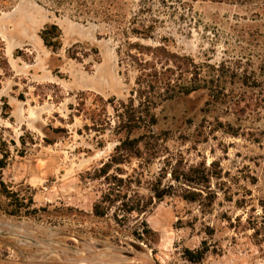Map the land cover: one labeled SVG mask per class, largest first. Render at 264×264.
<instances>
[{"label": "rangeland", "instance_id": "rangeland-1", "mask_svg": "<svg viewBox=\"0 0 264 264\" xmlns=\"http://www.w3.org/2000/svg\"><path fill=\"white\" fill-rule=\"evenodd\" d=\"M0 1V158L8 154L0 177L38 210L12 216L0 196V264H264L253 230L264 218V0H101L118 14L109 23L38 0ZM132 22L154 31L148 39L129 31V41L165 45L187 59L193 80L223 64L235 72L218 102L204 90L157 110L160 156L127 158L110 173L130 177V195L149 203L119 224L116 209L100 218L94 205L109 189L98 171L125 138L115 107L137 77L120 54ZM52 25L57 51L41 35ZM169 161L215 164L222 178L212 180L211 209L181 197L188 187L165 174ZM156 184L173 194L157 198ZM187 251L204 259L192 263Z\"/></svg>", "mask_w": 264, "mask_h": 264}, {"label": "trees", "instance_id": "trees-1", "mask_svg": "<svg viewBox=\"0 0 264 264\" xmlns=\"http://www.w3.org/2000/svg\"><path fill=\"white\" fill-rule=\"evenodd\" d=\"M49 4L52 9L56 11L72 10L75 17L78 19L98 20L103 23H109L118 16L112 10L113 3L105 4L101 0H38ZM6 2V1H3ZM1 6L0 1V9ZM123 33V44L120 48V54L124 58L122 62L126 66V70L134 71L137 77L131 96L127 102H120L118 107H115L117 127L116 129L121 133H125V138L122 139L120 145L116 148L115 155L106 163L99 171L98 178L104 179L108 186V192L103 194L101 200L94 205V214L97 217L104 218L116 209L114 219L121 224L127 221L128 216L137 214H144L149 206V203L142 199L132 197L130 191L132 190L133 180L130 177L119 178L111 175L114 167L125 164L127 158L142 159L145 154L150 160L160 156L162 149L160 142L163 140L162 135L158 134L156 129L159 124L157 110L163 105L189 97L200 91L209 90L215 102L219 101V95L226 91L227 85L224 81L226 73L230 74L231 68L223 64L218 69H215L216 74L206 80L196 81L192 79L189 62L185 58H179L177 55L168 50L165 45L159 47L144 46L139 42H131L128 40L129 31L138 34L142 39L151 37L154 26H143L142 28L133 27L132 24L125 23ZM136 24V23H135ZM128 25V26H127ZM132 25V28H131ZM42 38L47 47L53 51L61 48L60 37L61 31L57 25H52L42 32ZM146 56H152L150 60ZM177 66L181 72L176 77ZM179 63V65H178ZM235 71L231 73L234 74ZM243 86H249L247 81L242 82ZM112 102H115L114 100ZM139 134V135H135ZM143 146V147H142ZM144 149L147 152H144ZM8 161V154H4L0 158V171L6 168ZM166 168L163 169L165 174L170 175L172 181L187 186L181 193V197L192 204H198L204 211L211 209L215 204L217 196L211 193L212 180L220 179L221 172L215 173L212 163L211 167L207 166L206 162H201L196 165L187 167L182 161H178L174 165L169 161ZM117 172H122L117 169ZM123 173H120L122 175ZM173 186L169 189H161L159 185L153 186L157 198L163 199L166 196H171L173 193ZM0 196L9 201V214L18 216L25 213L26 216L36 215L37 209H30L31 206H25V203H19V199H14L13 194L7 190L5 183L0 177ZM30 204L33 203L30 199ZM118 211H122L125 217L120 218ZM255 230V237L262 238L264 242V218L257 225L253 227ZM150 231L146 229L145 234ZM205 252L187 251V259L192 263H200L204 259Z\"/></svg>", "mask_w": 264, "mask_h": 264}]
</instances>
